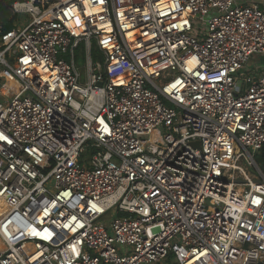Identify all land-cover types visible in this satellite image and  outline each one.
Listing matches in <instances>:
<instances>
[{
	"label": "built area",
	"instance_id": "built-area-1",
	"mask_svg": "<svg viewBox=\"0 0 264 264\" xmlns=\"http://www.w3.org/2000/svg\"><path fill=\"white\" fill-rule=\"evenodd\" d=\"M12 12L31 22L0 26V264H264V175L239 165L264 152V0Z\"/></svg>",
	"mask_w": 264,
	"mask_h": 264
},
{
	"label": "rangeland",
	"instance_id": "rangeland-1",
	"mask_svg": "<svg viewBox=\"0 0 264 264\" xmlns=\"http://www.w3.org/2000/svg\"><path fill=\"white\" fill-rule=\"evenodd\" d=\"M30 22H31V16L29 14H18L15 16L13 30L17 28L24 29ZM2 49H3V46H2V43L0 42V50ZM95 54H96V51H95ZM261 64H264V56L254 57L251 64L249 65V68H247V70L251 69V74H252V72L259 70L257 67H259V65ZM3 91L6 92L7 95L12 94V91H10L9 88H5ZM190 145L195 148H198L200 147V142H191ZM253 155L255 157L254 167L249 166L246 159H242L239 165L242 166L247 171V173H249L251 176H255L258 179V177L262 176L261 174L264 175V156H261V153H258V154L253 153ZM91 156L92 154L90 151L85 153L83 155L84 162H88V160L90 161ZM111 220L112 218H110L109 216H106L104 217V219H102V222L109 224Z\"/></svg>",
	"mask_w": 264,
	"mask_h": 264
},
{
	"label": "trees",
	"instance_id": "trees-1",
	"mask_svg": "<svg viewBox=\"0 0 264 264\" xmlns=\"http://www.w3.org/2000/svg\"><path fill=\"white\" fill-rule=\"evenodd\" d=\"M16 1L26 2L28 0H0V26L4 33L14 28L15 16L12 12V4ZM261 156H264V152H261Z\"/></svg>",
	"mask_w": 264,
	"mask_h": 264
},
{
	"label": "bare ground",
	"instance_id": "bare-ground-1",
	"mask_svg": "<svg viewBox=\"0 0 264 264\" xmlns=\"http://www.w3.org/2000/svg\"><path fill=\"white\" fill-rule=\"evenodd\" d=\"M11 85H14V87H15V89H16V87L18 88L19 87V85L18 84H15L14 82H11ZM10 86V83L8 84V87ZM6 93V92H5ZM12 95V94H11ZM10 96V95H9ZM243 189V187H240V190H242Z\"/></svg>",
	"mask_w": 264,
	"mask_h": 264
}]
</instances>
